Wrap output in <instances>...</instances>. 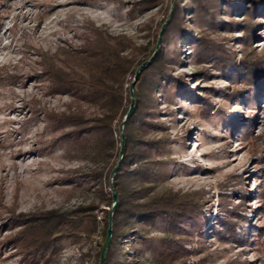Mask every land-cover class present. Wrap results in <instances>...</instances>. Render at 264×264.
I'll return each mask as SVG.
<instances>
[{"label":"rangeland","instance_id":"1","mask_svg":"<svg viewBox=\"0 0 264 264\" xmlns=\"http://www.w3.org/2000/svg\"><path fill=\"white\" fill-rule=\"evenodd\" d=\"M133 1L0 0V225L11 212L68 211L95 206L92 212L95 227L88 229L83 224L77 235L61 240L56 256L37 264L97 263L104 241L105 218L112 206L105 202L113 190L108 169L115 160L114 156L107 160L89 158L66 140L50 142L52 131L45 127L41 111L68 112L71 101L66 94L46 95L47 84L35 78L42 68L41 55L58 56L57 63L62 65L58 48L80 47L88 25L93 23L113 35H127L136 45H153L151 58L159 46L161 27L166 21L155 41L147 26L142 25L150 22L154 27L174 0H163L161 5L131 18L128 9ZM191 28L196 34V28ZM256 33L252 45L264 54V26H259ZM225 35L240 37L237 30ZM229 45L238 59L243 46L236 39ZM179 47L181 61L174 66V73L185 77L188 88L159 100V109L167 106L175 109L171 115L163 111L157 116L176 140L171 145V157L175 161L167 165L168 179L157 190L172 189L183 196L208 198L204 207L205 247L193 243L191 254L183 261L185 264H264V208H260L264 202L258 198L259 191L264 190V87L253 105L240 103L234 112V102L226 96L234 86L232 82L213 61L199 60L201 50L195 49L190 41L183 39ZM39 50L43 52L41 55ZM202 69V74L197 75ZM132 76L133 73H128L126 80ZM201 98L209 99L214 109L221 111L210 118L201 117ZM86 110L89 117L96 111L92 107ZM249 115L247 126L238 129L236 124L233 130L227 127L230 119L240 121ZM118 146L120 150L121 143ZM101 169V179L93 178L92 171ZM64 176L67 182L59 180ZM239 180L241 184L237 183ZM235 188L246 192L242 203L240 191L231 194ZM220 191L230 192L227 195L232 206L241 204L246 208L242 213L251 219L247 229L249 242H225L214 235L215 229H222L219 221L226 216L217 203ZM258 208L263 214H259ZM17 229L0 231V264H28L14 246L1 244L6 235ZM142 229L148 238L136 241L137 248L132 244L125 246L129 262L124 264H160L153 257L164 233L151 224H145ZM240 230L237 226V235H241Z\"/></svg>","mask_w":264,"mask_h":264},{"label":"trees","instance_id":"2","mask_svg":"<svg viewBox=\"0 0 264 264\" xmlns=\"http://www.w3.org/2000/svg\"><path fill=\"white\" fill-rule=\"evenodd\" d=\"M162 2L134 0L128 13L135 18L137 13H144ZM263 16L264 0H174L172 5L169 2L164 16L154 27L150 22L142 25L147 26L155 41L166 21L159 46L151 58L153 45H136L127 35H113L93 23L88 25L80 47L58 48L62 65L57 63L58 56L54 58L39 50L40 55L43 53L42 68L35 78L47 84L46 95L66 94L71 101L68 112L41 111L45 127L52 131V144L66 140L76 151L94 160L114 156V163L108 169L110 172L117 161L118 143H121L123 133V154L112 176L117 203L112 213L111 239L103 264L129 262L125 246L132 244L137 248L136 241L148 238L142 229L145 224L164 233L159 237V250L153 257L160 264L174 261L185 264L183 259L191 254L193 243L205 247L203 226L207 217L204 207L208 198L203 195L183 196L172 189L157 190L158 185L168 179L167 165L175 161L171 157V145L176 140L158 117L163 111L171 115L175 109L168 106L159 109V100L177 91H187L185 77L174 73V66L181 61L179 46L184 39L201 50L196 55L199 60L213 61L232 82L234 86L226 96L234 102V112L238 111L240 103L253 105L257 93H261L264 87V54L252 45L257 37L256 29L264 26ZM191 26L196 28V34ZM236 30L240 37H226V33ZM235 39L243 46L238 59L229 45ZM149 58L136 76L133 108L120 131V123L130 103L129 84L136 68ZM128 73H133L129 81L126 80ZM210 88L215 92L213 87ZM87 107L96 110L92 117L87 116ZM199 108L203 118L221 111L215 110L214 104L206 98L199 99ZM250 118L251 115L240 121L230 119L227 127L231 130L236 124H239L238 129L245 127ZM91 175L100 180L103 169L92 171ZM59 180L67 182V177ZM237 191L241 193L239 202L242 203L246 192L235 188L231 194ZM227 194L230 192L220 191L217 203L226 216L219 221L222 229H215L213 233L221 241L249 242L247 229L251 219L242 213L246 208L241 204L232 206ZM111 198L106 196L105 202L109 206ZM258 198L264 202V190L259 191ZM94 209L95 206L91 205L68 211L11 212L3 219L0 231L18 229L6 235L1 244L14 246L22 261L28 264L51 259L57 255L63 238L77 235L84 228L83 224L88 229L95 227ZM262 211L259 214H263ZM243 223L247 225L244 227ZM237 226L241 235L236 233ZM107 227L106 216L104 238Z\"/></svg>","mask_w":264,"mask_h":264},{"label":"water","instance_id":"3","mask_svg":"<svg viewBox=\"0 0 264 264\" xmlns=\"http://www.w3.org/2000/svg\"><path fill=\"white\" fill-rule=\"evenodd\" d=\"M164 25H162L161 27V30L163 28ZM161 32V31H160ZM158 42H159V38L157 39L156 41V48L158 46ZM150 60V59H149ZM149 60L143 62L142 64H140L138 66V68L136 69L135 71V74H134V77L132 79V81L130 82L129 84V92H130V105H129V108L126 112V114L124 115V118L123 120L121 121L120 123V130L123 126V123L125 121V119L128 117V115L131 113L132 111V108H133V85H134V82L136 80V76L137 74L139 73L140 69L149 62ZM123 153V134L121 133V147H120V150H119V158L116 162V164L114 165V167L112 168L111 172H110V185H111V179H112V176L113 174L116 172L117 170V167H118V164L120 162V158H121V155ZM111 196H112V206L108 212V227H107V231H106V235H105V238H104V241H103V244H102V247H101V250H100V255H99V260H98V264H103L104 263V258H105V253H106V250H107V247L109 245V242H110V239H111V233H112V229H111V223H112V212L115 208V205L117 203V196L115 194V192L112 190V193H111Z\"/></svg>","mask_w":264,"mask_h":264}]
</instances>
